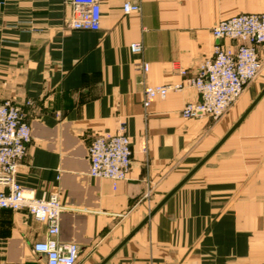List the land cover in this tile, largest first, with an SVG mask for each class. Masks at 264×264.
<instances>
[{
    "label": "crops",
    "instance_id": "obj_1",
    "mask_svg": "<svg viewBox=\"0 0 264 264\" xmlns=\"http://www.w3.org/2000/svg\"><path fill=\"white\" fill-rule=\"evenodd\" d=\"M124 1L101 0L100 29L90 32L70 29L62 0H0V102L20 105L32 129L17 182L37 199L59 196L65 208L59 240L78 246L76 264L108 257L104 264H264V182H243L248 175L264 178V147L238 153L231 141L224 147L231 149L229 161L223 163L222 151L216 156L241 126V145L257 137L264 145V134L252 127L259 113L264 123V95L118 248L264 89L263 67L217 121L181 117L184 105L198 100L189 86L144 110L145 86L183 84L181 71L192 76L211 57L216 41L209 32L224 16L223 0H140V11L130 14L122 11ZM134 42L142 44L141 55L130 52ZM120 127L131 163L126 180L114 186L88 176L87 150L95 137ZM45 238L46 227L26 212L0 210V264H45L33 251Z\"/></svg>",
    "mask_w": 264,
    "mask_h": 264
},
{
    "label": "built area",
    "instance_id": "obj_2",
    "mask_svg": "<svg viewBox=\"0 0 264 264\" xmlns=\"http://www.w3.org/2000/svg\"><path fill=\"white\" fill-rule=\"evenodd\" d=\"M70 9L69 27L73 31L96 32L100 29L101 0H62ZM140 0H125L124 14L138 13ZM217 41L213 58L202 60L195 73L180 75L184 83L168 86H145L142 108L146 110L156 99H164L169 92L183 86L194 88L199 96L195 103L181 109L184 119L209 117L219 119L241 96L244 87L262 69L257 49L264 45V15H243L220 21L212 29ZM228 42L222 45L220 41ZM133 55H141L142 44L129 45ZM146 72L148 67L141 64ZM25 106L31 103L26 101ZM32 129L25 121L21 106L6 100L0 102V210L24 211L46 227V238L33 245L34 253L42 256L45 264H76L79 248L75 243L59 240L60 219L65 211L57 194L37 199L16 180L17 168L27 153ZM88 176L110 181L114 186L125 181L131 163L130 143L124 127L114 134L95 137L88 147Z\"/></svg>",
    "mask_w": 264,
    "mask_h": 264
},
{
    "label": "rangeland",
    "instance_id": "obj_3",
    "mask_svg": "<svg viewBox=\"0 0 264 264\" xmlns=\"http://www.w3.org/2000/svg\"><path fill=\"white\" fill-rule=\"evenodd\" d=\"M223 12H224V16H223V18L222 19H220L211 29H210V36L212 37V29L220 22V21H222V20H225V19H229V18H232V17H236V16H243V15H264V0H223ZM216 44H217V41H216ZM215 44V45H216ZM220 44H222V45H229L228 44V42H225V41H223V40H221L220 41ZM214 45V46H215ZM214 46H213V49H212V55H211V57L210 58H213V52H214ZM264 48V45H261V46H259L258 47V49H257V57H258V59L261 61V63H262V69H261V71H260V73L258 74V76L254 79V80H252V81H250L245 87H244V90H243V92L245 91V89H246V87H250V86H252L256 81H257V79L260 77V75H261V72L263 71V67H264V60H263V58H261V56L262 55H264V53L262 54L261 53V51H262V49ZM260 53L262 54V55H260ZM210 58H206V59H210ZM200 63V62H199ZM242 92V93H243ZM241 96H242V94H241ZM240 96V97H241ZM240 97L228 108V110L226 111V113L224 114V115H226L229 111H230V109L234 106V104H237L238 102H239V99H240ZM198 100H199V96H198ZM197 100V101H198ZM196 101V102H197ZM195 103V102H194ZM256 111V110H255ZM254 113V112H253ZM180 115H181V111H180ZM224 115H222L221 117H223ZM252 115V114H251ZM253 115H255V114H253ZM253 115H252V117H253ZM263 114H261V113H259L258 114V120H259V122L258 121H255L254 122V124L252 125V127H253V134H255V135H263L264 134V123H261V121H262V118H263V116H262ZM182 117V116H181ZM220 117V118H221ZM251 117V118H252ZM183 118V117H182ZM206 118H208V119H210L211 121H217V120H219V119H217V120H212L211 118H209V117H206ZM198 119V118H197ZM187 120H192V119H187ZM244 126H241L240 128H238L232 135H231V137L229 138V140H228V142H227V144H225V146L223 145V147H222V149L221 150H219V152L216 154V156H218L220 153H221V151H222V153H223V155L225 156L226 155V157H224L223 158V160H224V162L223 163H225L226 161H229V160H225V158H229V156H230V153H231V149H225V148H229V146H228V144L229 143H231V141H236L237 142V144H236V147H235V149L234 150H232V151H236V150H238L237 152L238 153H241V152H245L246 151V149H249V150H251V151H253L252 149H254V151H257V152H263V147H264V145H263V143L261 142V143H257L256 141H258V139L257 138H255V139H253V142H249V144H246V143H244V144H240L239 143V141H238V138L240 137L239 135H241V133H242V128H243ZM244 134V133H243ZM225 147V148H224ZM256 149H258V150H256ZM236 152V153H237ZM237 157V156H236ZM238 158V157H237ZM239 159V158H238ZM246 161V160H245ZM245 161L244 162H241V159H240V161L239 162H241V163H245ZM263 163H261V165L262 164H264V161H262ZM217 165L218 166H223L222 165V160H219L218 162H217ZM260 165V166H261ZM215 166V164H214V162H212V163H207L206 165H204V167H214ZM243 182L244 183H247V182H255V183H263L264 182V178L262 177V176H257V175H248V176H245V177H243Z\"/></svg>",
    "mask_w": 264,
    "mask_h": 264
},
{
    "label": "water",
    "instance_id": "obj_4",
    "mask_svg": "<svg viewBox=\"0 0 264 264\" xmlns=\"http://www.w3.org/2000/svg\"><path fill=\"white\" fill-rule=\"evenodd\" d=\"M264 95V89L263 91L258 95V97L251 103L250 107L247 109V111L240 117V119L232 126V128L228 131V133L221 139V141L214 147V149L208 153V155L196 166L194 167L188 175L162 200V202L151 211V213L128 235V237L119 245L118 248H120L132 235H134L147 221L148 219L160 209V207L166 202V200L171 197L204 163L205 161L215 153V151L224 143V141L236 130L238 125L244 120V118L249 114V112L254 108V106L258 103V101L262 98ZM117 248V249H118ZM115 249V251L117 250ZM114 251V252H115ZM113 254V253H112ZM109 257L101 264H104Z\"/></svg>",
    "mask_w": 264,
    "mask_h": 264
}]
</instances>
